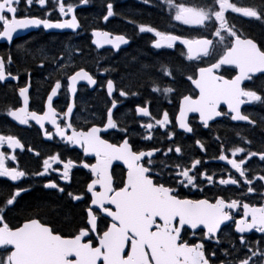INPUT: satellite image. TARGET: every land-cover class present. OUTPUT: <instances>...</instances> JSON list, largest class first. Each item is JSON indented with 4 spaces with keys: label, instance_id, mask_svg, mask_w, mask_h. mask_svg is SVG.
Instances as JSON below:
<instances>
[{
    "label": "snow or ice",
    "instance_id": "obj_1",
    "mask_svg": "<svg viewBox=\"0 0 264 264\" xmlns=\"http://www.w3.org/2000/svg\"><path fill=\"white\" fill-rule=\"evenodd\" d=\"M45 6L46 0H36ZM89 0H78L79 5H86ZM148 3L149 0H144ZM169 9H175L173 19L184 25H200L207 30V36L199 39L184 38L180 35L168 34L156 30L153 27L139 25L141 33H154L157 39L153 46L157 49L162 44L168 48L173 47L174 42L187 48V59L199 60L207 66H197V71L188 75L198 95H184L179 102V112L175 116V122L179 129L185 133L194 130L188 123V114H198L199 121L204 127H209V122L216 117L224 115L220 105L227 106L232 121H247L254 124L255 121L243 114L241 105L251 102L264 104V92L258 94L256 90L242 87L244 81H252L257 74L264 76V49L258 47L252 39L242 38L233 27H230L225 19V12L229 9L234 13H242L247 17L262 19L253 8L238 7L229 0H204L197 6H186L185 3H176L175 0H162ZM28 5L33 0H26ZM19 0H0V38L11 42L17 30L31 27H43V29H71L75 31L80 27L75 14L77 4L65 2V0H52V8L46 9V15L50 16L53 11H58L60 17L70 19L39 17H18ZM218 6V7H217ZM113 5L107 3V13L103 19L107 21L113 16ZM92 44L100 47L110 44L113 48H119L121 44H127L124 35L111 36L109 32L93 30ZM211 37V38H209ZM210 46L212 53L210 54ZM218 50V51H217ZM211 55V59L207 58ZM11 57L7 63L11 64ZM233 66L236 74L231 78H225L218 70L222 66ZM164 74L171 76L168 69ZM7 78L17 80L18 77L6 67L5 59L0 58V82ZM86 81L89 86L95 85L97 81L89 72L83 68L67 76L66 91L69 94L77 92V82ZM62 84L59 79L51 87L47 95V110L43 115L36 111L28 110L29 86L19 87V95L23 98V107L9 110L8 114L20 124L34 120L41 128L44 121L51 123L55 129V135L61 137L70 145H78L86 156H94V163H84L83 167L90 169L92 179L87 184L86 192L74 194L67 192L73 200H84L86 203V216L84 223L78 228L77 233L71 238H65L56 233L50 226L41 222L39 218L29 217L16 227H10L3 215H0V248L4 254L0 255V264H217L216 250H207L205 240L221 241L217 234L221 225L232 221L235 232L239 235L240 247L237 249L235 243L230 248L221 249L226 259L220 260L219 264H264V243L261 241H250L243 234L252 230L264 234V203L250 204L241 203L238 199H226L214 197L191 199L181 195L180 189L189 190L198 188L203 191L201 185L206 181L213 183V175L201 171L197 166L202 163L201 159H193L191 167L182 166L179 163L170 165L164 159L155 157V153L162 149L153 147L150 149L135 148L127 137L126 128H118L113 119V109L117 107L118 100L111 99V106L106 109V122L102 121L100 126L95 123L87 128H77L69 119L73 113V102L66 104V110L57 112L52 105L53 97L57 96ZM103 87V85H101ZM107 95L113 97L114 91H118L119 97L137 95L136 92H127L124 89H116L112 79L106 81ZM153 92H159L156 86ZM173 89L165 87L164 94L172 92ZM136 113L148 118V122H140V126L152 130L154 126L161 129L172 124L169 113L165 110L162 115L153 116L148 107L137 106ZM58 117L65 119L57 123ZM154 120V123L152 122ZM109 129L124 132L122 142L113 143L101 134ZM45 135L52 138L53 133L46 131ZM164 135L172 140L175 135L172 129H167ZM141 139H152V133L142 135ZM243 139V138H242ZM250 143V141H246ZM7 144L9 149L22 148L20 141L15 137L0 135V147ZM196 144L205 151V146L197 140ZM219 161H226L231 169L239 173V177L229 175L228 179L221 178L220 185L241 186L249 185L248 193L255 190L250 186L255 179L264 181V175L249 177L246 175L248 169L242 168L251 157L258 156L264 161V151L256 152L250 148L235 146L230 149L231 155L235 157L244 153L239 160L229 159L225 154L224 145L221 144ZM31 150V149H30ZM172 146H168L163 155L167 157L172 152ZM176 154H181L179 145L174 149ZM6 152L0 151V177L17 181L25 177L26 173L17 170L16 167H8L5 161L8 159ZM15 160V156L11 157ZM61 163L56 155L43 160V171L33 173L34 176H44L51 164ZM122 162L126 167V173L121 177L119 184L116 183L115 173L112 170L113 162ZM206 162V161H205ZM73 161L69 159L63 163L62 179L67 180L69 170ZM159 167V170H156ZM167 170V180H165ZM191 173V174H190ZM97 186L98 189L97 190ZM45 188L57 189L61 193L65 189L56 182L49 180L44 184ZM28 189L16 186L0 206V213L7 206H12L21 192ZM90 193V197L87 194ZM243 195V193H241ZM264 195V194H262ZM90 200V203H89ZM242 208V215L239 209ZM103 213V215H101ZM100 222L104 224L100 228ZM227 226V225H226ZM93 234L97 243L93 244ZM199 239H187L196 237Z\"/></svg>",
    "mask_w": 264,
    "mask_h": 264
},
{
    "label": "flooded vegetation",
    "instance_id": "obj_2",
    "mask_svg": "<svg viewBox=\"0 0 264 264\" xmlns=\"http://www.w3.org/2000/svg\"><path fill=\"white\" fill-rule=\"evenodd\" d=\"M65 2H72L77 4V10L84 6L79 5L78 0H65ZM264 3V0H262ZM123 4V3H122ZM52 8V0H46L45 6L39 5L36 0H33L31 5L26 3V0H19L18 4V17H39L49 18L55 20L56 18L66 19L67 17H60L58 11H53L50 16L46 15V9ZM235 14L230 9L227 11ZM130 24L137 26L138 24L125 18H118L111 25V32L114 34L124 33L133 42L135 48L148 49L145 47V40L137 35L135 30L130 27ZM142 25V24H141ZM146 26L159 28V24L152 23ZM258 27L250 26V30L255 35H260V42L264 48V27L259 25ZM98 27V22L95 16H89L84 20V33L88 36L90 32ZM42 32H44L42 30ZM41 33V32H40ZM45 33V32H44ZM56 37V36H55ZM86 42V39L83 38ZM52 40V39H51ZM27 39L15 40L11 45L8 43L0 44V58L5 59L6 67L10 70L13 75L18 77V83L7 81L5 83L0 82V108L2 109H13L16 100L18 101L17 90L19 87L25 86L31 79L32 75L40 74L44 69V62L47 59H51L57 51H60L64 47L73 46L77 43L75 38L64 35L59 38H54L51 46L48 49L42 50L43 54L39 55L36 60L25 61L24 55H27L28 45H26ZM48 39H45L44 43H48ZM165 45H162L163 47ZM133 48V49H135ZM131 49L124 48L118 53L107 50L105 53H96L90 45H86L81 48V54L73 58L76 67H87L90 68L89 73L97 81L95 88L91 86L81 85L76 96V109L70 119V122L77 128H87L91 124L95 123L100 126L103 122H106V109L111 106V99L116 98L118 100L117 107L113 111V119L116 121L118 128H126L127 137L130 143L138 149H150L157 147L162 149L161 152L155 153L157 162L159 159H164L170 165L179 163L182 166L191 167V161L193 159H201L202 163L197 167L201 171L206 170L207 174L213 175V183L208 184L206 181L201 185L203 191L198 188L191 190L187 188L180 189V193L187 198H208L213 200L214 197H222L226 199H238L241 203L248 202L250 204L264 203V181L255 179L250 185L255 191L252 193L247 192L249 185H244L241 179V186L235 185H220L218 181L221 178L228 179L229 175L239 177V173L235 169H231V166L226 161H219L218 155L221 152L220 145L223 144L226 150V155L229 159L239 160L240 156L244 153H239L235 157L231 155L230 149L235 146L250 148L256 152L264 151V104L260 102H251L248 106H245L242 110L243 114L249 116V119L255 121L254 124H242L235 123L231 120L230 114L228 113L227 106H220V110L225 113L209 124V127H204L199 121L197 114H192L188 118V123L193 128L192 133H185L182 129H179L175 122V116L179 112V102L184 95H198V92L192 87L191 81L185 82L182 79V75L187 74L185 68L177 63H174L170 55L167 54L165 58L161 54L155 53L154 55L149 51L142 55L146 61L153 63L154 68L151 69V81L146 83L144 87L140 85H132L128 83V80L124 78V74L130 72L128 70V64L125 65L124 60L129 61L133 57H136V52L127 51ZM23 53V55H22ZM11 57V64L7 63L8 57ZM23 58L24 61L21 59ZM139 61L134 65H139ZM207 66V65H204ZM178 69V75L174 72V68ZM169 69L171 73H174L175 79L169 80V83L163 80L161 73L164 69ZM61 69L67 75L70 72V66L68 63L61 65ZM187 70V69H186ZM188 71V70H187ZM219 73L224 75L226 78H231L235 75V72L230 69H220ZM112 79L116 89H124L127 92H136L137 95H129L125 97H119L118 91H114L113 97L107 95L106 81ZM65 79H62V87L60 94L65 90L64 85ZM67 81V80H66ZM48 82V78L43 76L39 82L38 92L44 91L43 86ZM170 84L169 86H167ZM103 85V87H101ZM156 86L160 89L161 93L154 97L152 93V87ZM170 87L173 89L172 92L164 94L163 89ZM249 89L256 90L259 93L264 92V76L254 78L252 81L244 86ZM37 88V87H36ZM4 94V97L1 96ZM69 96L64 94L60 95L57 103L55 104L57 112L61 109L66 110V104L69 102ZM19 103V102H18ZM34 104L41 106V102L38 100L34 101ZM148 107L150 113L155 117L162 115L163 111L169 113L172 124L161 129L159 126H154L152 130H147L140 126V122H148V118L142 117L136 113L135 109L137 106ZM63 117H58L57 123H61ZM154 123V120L152 121ZM167 129H172L175 133L172 140H169L165 135ZM46 131L53 133L52 138H48L45 135ZM151 131L152 139H141L142 135H147ZM104 138L108 139L113 143L122 142V137L125 136L124 132L116 129H109L105 133H101ZM0 135L8 136L11 135L20 141L23 145L20 152L9 149L7 144L0 147V151L8 154V159L5 161V165L8 167H17V170H22L26 173L25 177L13 182L8 178L0 177V206H3L4 201L8 198L9 194L12 193L16 186H20L28 189L27 191L21 192L20 196L16 198V202L12 206H7L4 211L0 213L5 218V222L10 227H16L22 223L26 218L34 217L39 218L41 222L50 226L56 233L63 235L65 238H71L77 233L78 228L85 222L84 217L86 216V203L84 200H73L67 195V192L71 191L74 194H80L86 192L87 184L91 182L93 178L90 169L83 167L84 163H94L95 158L86 156L82 149H78L75 145H70L64 140H61L59 136L55 135V129L51 125H45L44 131L33 125L29 120L28 123L23 126L15 125L5 115H0ZM243 138V139H242ZM199 140L205 146V151H202L200 146L196 144ZM250 141V143H246ZM172 146L173 151L169 152L167 157L163 155L164 151H167L168 146ZM179 145L182 149L181 154H176L174 149L175 146ZM31 149V150H30ZM56 155L62 161L61 163H53L51 160L49 163L51 167L44 176H34L33 173L37 171H43V160L50 156ZM15 156V160L11 157ZM69 159L73 161V166L69 170L68 179H62L63 163ZM206 161V162H205ZM242 168L248 169L247 176L252 177L253 175L261 176L264 175V161H261L258 156L251 157L246 161ZM112 170L115 173L116 183L119 184L121 177L126 173V167L117 163H113ZM156 170H159L157 167ZM191 174V173H190ZM165 180H167V170H165ZM52 180L59 186L63 187L65 191L61 193L57 189L45 188L44 184ZM97 190L98 186H97ZM243 193V195H241ZM31 194H44L54 202L62 204L69 209H78L82 220L79 223L73 224L70 227L59 226L55 221L49 219L45 215H21L20 207H22L23 201L26 197ZM90 193L87 194L90 197ZM90 203V200H89ZM103 215V213H101ZM242 215V208L239 209V215L236 218L239 219ZM227 225V226H226ZM100 228L103 229L104 224L100 222ZM239 235L235 232L234 224L232 221L225 222L222 224L220 232L217 236L220 239V243L216 244L214 241L205 240V248L207 250L215 249L216 257L215 260L219 264L220 260L226 259L221 249L230 248L235 243L237 249L240 247ZM250 241H261L264 243V234L256 232L255 230L246 232L243 234ZM187 239H199V234L196 237L189 236ZM97 243L95 234H93V244ZM4 254V250L0 248V255Z\"/></svg>",
    "mask_w": 264,
    "mask_h": 264
},
{
    "label": "trees",
    "instance_id": "obj_3",
    "mask_svg": "<svg viewBox=\"0 0 264 264\" xmlns=\"http://www.w3.org/2000/svg\"><path fill=\"white\" fill-rule=\"evenodd\" d=\"M188 3L192 1L199 2V0H175L176 3ZM108 3H113L112 0H109ZM126 8L124 7L126 3H123L120 7L118 4H116V11H117V17L113 19L112 21L115 22L118 18H125L126 20L132 21L137 23L138 25L141 24H152V23H157L159 24V27L163 30L166 31L170 34H175V35H180L184 38H190V33L192 26H183L179 21H174L172 16H169L166 13V9L163 5L157 4V8H151L139 4H135L131 2ZM97 9V8H96ZM127 12L129 15H127ZM107 13V3L102 4L101 7L99 8L98 13L96 14L98 16L97 22H98V27L103 26L102 20L103 16L106 15ZM95 15V16H96ZM89 16H94L93 14H87L85 11L82 13V18L85 20ZM240 19V18H238ZM137 25V26H138ZM105 27V26H103ZM184 27H187L184 29ZM187 34V35H185ZM146 36V35H145ZM256 36V35H255ZM254 35L252 36L253 38L257 39ZM30 38H39L40 40L44 39L43 35H40L39 37L36 35H30ZM49 40V39H48ZM258 40V39H257ZM45 41V40H44ZM40 42L39 45H37L34 48L27 49V55H24L23 58H25V61H31L34 59H37L41 53L43 54L42 50L45 48L48 49V46H51V41L48 42L47 44ZM87 44H85L86 46ZM84 46V47H85ZM82 47H79V51H81ZM136 52V57H133L130 60V64L128 59L124 60V64H128V70H130L129 73L124 74V78L128 80V83L132 85H140L141 87H144L146 83L151 81V69L154 68L153 63L146 61L145 58L142 57V55L146 54L148 51H146L144 48H136L129 49L127 51L128 54L131 52ZM170 57H173V62L177 63L178 65L185 66L184 63L181 60H176V51L168 53ZM23 55V53H22ZM165 57V55H163ZM23 58L21 59L22 61ZM168 58V57H165ZM135 63L139 61V65H134L133 62ZM191 68V65L188 66ZM174 68V72L178 75V69L176 67ZM186 70V69H185ZM189 74H185V76H188ZM182 79H184V75H182ZM164 81L169 83L168 78H164ZM1 96L4 97V94ZM22 207H20L19 210H21V215H45L49 219L55 221L59 226H64V227H70L73 224L79 223L80 220H82L80 216V212L77 209H69V207H66L62 204H59L57 202H54L51 197L44 195V194H31L28 195L22 203Z\"/></svg>",
    "mask_w": 264,
    "mask_h": 264
},
{
    "label": "water",
    "instance_id": "obj_4",
    "mask_svg": "<svg viewBox=\"0 0 264 264\" xmlns=\"http://www.w3.org/2000/svg\"><path fill=\"white\" fill-rule=\"evenodd\" d=\"M42 27V26H41ZM39 27V28H41ZM38 28L36 27H31V28H28V29H23V30H17L16 33H14V36H13V39L14 38H17L19 36H22V35H25L31 31H34V30H37ZM80 29V27L78 29H76L75 31L71 30V29H47L46 31H53V32H65V31H72V32H77L78 30ZM127 44H121L120 47L117 49V48H113L112 45L110 44H104L102 46H100L99 48H102V47H107V48H111V49H114V50H119L120 48H123V47H126ZM210 49H211V46H210ZM195 60V59H193ZM230 67H233V66H230ZM81 83H87L86 81H78L77 82V85L81 84ZM245 83V81L242 83V85ZM75 95V94H74ZM72 94V96H74ZM53 100H54V97H53ZM53 102V101H52ZM29 104V102H28Z\"/></svg>",
    "mask_w": 264,
    "mask_h": 264
},
{
    "label": "rangeland",
    "instance_id": "obj_5",
    "mask_svg": "<svg viewBox=\"0 0 264 264\" xmlns=\"http://www.w3.org/2000/svg\"><path fill=\"white\" fill-rule=\"evenodd\" d=\"M161 2H162V0H161ZM171 13H172V11H170ZM64 65H65V63H64Z\"/></svg>",
    "mask_w": 264,
    "mask_h": 264
},
{
    "label": "bare ground",
    "instance_id": "obj_6",
    "mask_svg": "<svg viewBox=\"0 0 264 264\" xmlns=\"http://www.w3.org/2000/svg\"><path fill=\"white\" fill-rule=\"evenodd\" d=\"M142 25H145L146 26V24H142Z\"/></svg>",
    "mask_w": 264,
    "mask_h": 264
}]
</instances>
